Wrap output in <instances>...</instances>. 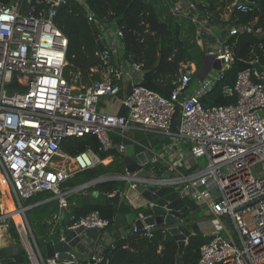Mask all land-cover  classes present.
Masks as SVG:
<instances>
[{"label":"built area","instance_id":"2783aa9c","mask_svg":"<svg viewBox=\"0 0 264 264\" xmlns=\"http://www.w3.org/2000/svg\"><path fill=\"white\" fill-rule=\"evenodd\" d=\"M21 1H0V176L14 211L21 217L15 226L25 234L31 263L83 264L76 248L67 251L69 258H60L58 252L46 256L26 230L29 206L24 201L47 192L65 210L67 197L83 189L64 183L76 172L101 162L89 149L69 155L62 148L65 140L93 135L98 151L124 153L125 143H115L112 135L122 140L127 131L139 129L176 135L188 143L195 159H206L204 166L163 177L164 158L154 152L151 159L139 162L135 172L100 177L125 182L126 192L136 191L141 184L168 185L203 207L218 225L210 235L204 234L209 238L199 248L198 264H264V65L254 58L251 68L239 71L234 84L224 87L225 95H234L235 102L211 108L200 102L234 59L230 36L252 31L251 23H226L237 12L252 11L254 2L226 1L222 7L227 18L219 14L218 20L191 0L175 1L169 7L172 16L193 25L194 38L210 69L201 80L196 78L199 71L194 65L180 70L177 86L165 98L140 84L138 62L130 55L122 58L116 51L123 47L122 29L107 18L96 19L84 0L75 1L83 5L87 21L96 27L93 55L99 65L91 72L104 76L83 81L76 72L68 80L64 75L67 37L53 21L57 7L66 0H27V14L20 12ZM253 32L261 33L259 29ZM216 64L219 70L213 69ZM123 79L128 80L130 89L121 97ZM195 79L198 84L188 93ZM105 98L119 99L124 112L102 110L100 102ZM144 170L148 176L141 173ZM215 196L220 200L214 201ZM10 217L9 212L0 213V221ZM58 219L59 214H54L55 226ZM69 220L64 226L69 231L80 227L105 230L111 225L97 210L77 218L71 215ZM156 229L167 231L163 226L143 224L132 233L151 237ZM49 233L55 231L51 228ZM106 249L91 253L89 262H102Z\"/></svg>","mask_w":264,"mask_h":264},{"label":"trees","instance_id":"16d2710c","mask_svg":"<svg viewBox=\"0 0 264 264\" xmlns=\"http://www.w3.org/2000/svg\"><path fill=\"white\" fill-rule=\"evenodd\" d=\"M8 3L9 0H0ZM95 18L102 20L107 18L109 22L122 29L121 57L130 55L132 59L141 65L142 78L140 84L153 90L165 98H169L178 84L180 70H186L189 65L195 63L199 68L205 60L203 49L194 38V27L189 22L176 21L167 10L165 0H84ZM197 1V0H191ZM200 10L213 14L215 20L219 19L218 8L229 0H198ZM254 2L252 11L237 12L226 24L251 23L252 31H242L231 35L228 39L233 42L234 59L223 70L222 77L200 97L204 108L225 105L235 102V96H227L224 87L234 84L239 71L251 68L252 61L257 57L259 64L264 65V0H249ZM161 10L165 11L162 17ZM57 26L67 37L65 77L70 80L71 74L79 72L81 80L100 78L97 72H91L92 68L99 65L93 51L96 47V27L89 23L83 5L75 0H66L57 7L53 18ZM226 22V21H224ZM259 29L261 35L254 34ZM263 31V32H262ZM91 73V76L88 75ZM179 112L177 110L176 116ZM173 126V130H174ZM113 141L118 143L120 138L112 135ZM63 150L69 155H74L82 150L89 149L100 160L111 155L112 161L107 165L98 162L93 167L78 171L73 174L64 186L74 187L99 176L120 172L122 164L118 161L121 157L115 149L108 152L98 151V141L93 135L83 137H69L62 145ZM127 185L117 180H107L96 183L89 188L80 190L67 197L68 207L65 209L64 221L70 222L69 217L83 216L97 210L99 214L113 222L115 209L108 200H103L92 195L88 190L111 194L116 190H124ZM1 189L6 193L4 183ZM7 194V193H6ZM50 193H38L25 203H34L38 200L50 197ZM8 196V195H7ZM4 197L0 205H4ZM37 207V208H36ZM32 211L36 213L35 224L41 228L43 216L51 218L58 211V201L51 199L42 206H36ZM48 224V223H47ZM49 226V225H48ZM50 227L44 232L42 240L38 243L44 253L46 240L54 237L49 232ZM58 230L56 229L55 233ZM11 237L18 243V232L11 222L9 226ZM36 240H37V236ZM209 236L191 235L182 252L183 264H198L199 248ZM177 255V243L168 231L156 229L151 237L140 236L131 233L117 240L104 252V259L99 264H175Z\"/></svg>","mask_w":264,"mask_h":264},{"label":"crops","instance_id":"0c3cea01","mask_svg":"<svg viewBox=\"0 0 264 264\" xmlns=\"http://www.w3.org/2000/svg\"><path fill=\"white\" fill-rule=\"evenodd\" d=\"M175 1H186V0H165L164 3L167 4V7H168L167 10L168 11H169V7H171ZM194 2L199 3L201 1L197 0ZM220 8L221 7L218 8V11L220 10ZM161 12H162V17H163V14L165 13V11L161 10ZM219 14H220V12H219ZM173 18L178 22H181V21H185L188 23L190 22L189 20H186L185 18H178V17H174V16H173ZM216 34H218V32ZM259 34L261 35L262 33H259ZM121 49L122 48L116 50L120 56H121V54H120ZM205 61L206 60H204V62ZM258 63H259V61H258ZM99 76L103 77L104 74L100 73ZM122 83H123L122 84L123 88H122V91L120 92L121 97L124 94H126L127 91L130 89V84H129L127 79H123ZM197 84H198V82H197ZM109 99L111 100L112 98H109ZM109 99L105 98V99H102V101L100 102V108L102 110L111 111V112L118 111V113L124 112V108L120 105L119 99H116V100H118V105H115V103H117V102H112L111 108H109L108 107ZM173 131L175 132L176 129H174ZM148 134L159 135L162 137L159 139H152V138L146 137V138H149L146 140L144 138V135L147 136ZM118 137L120 138V136H118ZM120 141L125 143V145H126L125 152L120 153L121 157L118 159V161L121 162L123 167H122V170L120 172H115V173H111V174L123 173L126 170L125 166L123 164V157L125 155L136 154L138 152L144 151L145 149H151L155 153L160 154L164 158L163 171H162V173H160V175L163 177L174 176L177 173H190V172H192L198 168L197 159H195L190 154L189 148H188V143L185 141H181L180 139H178V137L176 135L165 136V135L159 134L157 132H148V131H143V130H139V129H134V130L127 131L125 133L124 138L122 140L120 138ZM120 141L118 143H120ZM188 154L192 158L191 160H193L195 162L194 164L190 163L189 158H187L189 156ZM112 159H113L112 156L109 155V156L101 159V163L108 164L109 162L112 161ZM99 160H100V158H99ZM111 174H106V175H111ZM171 174H173V175H171ZM1 183H4V182L2 180V177L0 176V190L4 193V195L6 197V199H5V197H4V199L9 202L8 192L6 191V193H7L6 194L5 191L3 189H1ZM123 183L125 184V182H123ZM121 191H123V190H121ZM45 193H47V192H45ZM49 200H51V198L46 197L44 199L38 200L32 204H27V205H29V208L36 207V206H42L45 202H47ZM26 201H24V204H26L25 203ZM145 204H146V201H145L144 197H142V194L139 192L127 189L126 194H124V192L121 193V198L117 204V208L115 209L116 213H115V216L113 217V222L110 225V227H108L105 230L88 229L86 232H84L81 235V240H80L79 244L76 245V247H75L76 249L74 250L76 253H78V256H79L81 262L83 264H87V263L94 264L92 262H89V256L91 253H94L96 251H100L101 249L108 248L111 245H113V243L116 242L117 240H120V239L126 237L127 235L131 234L132 229L135 228V221L138 218H140L139 215H140V213H142V210H143L142 207ZM3 208H4V205H3ZM4 212H5V209H4ZM54 214H56V215L59 214V219L57 221L56 226H55V220H53ZM62 214H63V219H61ZM64 214H65V210L59 208V205H58V211L54 212L53 215L51 216V218L48 219L47 223H49V227H50L49 231L51 230V228L54 231H56V229L59 230L61 220L63 221L64 226L66 224H68V222L65 223V221H64ZM16 215H18L20 217V215L18 213H15L13 215L12 218L14 220L13 221L14 226L16 223V221H15ZM198 217H199L198 218V227L200 228V224L202 223L203 219L199 215H198ZM20 219H21V217H20ZM37 229H38L37 233H39L40 230L38 227H37ZM26 230H27V228H26ZM28 230L30 231V226H29ZM2 234H5V235L1 238V241L8 243V244L5 245L4 247H0V248H6V247L17 244V243H15L14 240H12L13 238L11 237L10 233L5 229V227L1 225L0 226V236ZM20 235H21V233H20ZM21 237H22V235H21ZM23 237H24V239L22 241L24 243L26 241V237L24 234H23ZM33 237L36 238L35 236H33ZM36 242H37V240H36ZM25 244H26V246H28L27 242H25ZM37 245H38V243H37ZM21 246L26 248L25 245H21ZM38 248L40 249L39 246H38ZM34 250H35V248H34Z\"/></svg>","mask_w":264,"mask_h":264},{"label":"water","instance_id":"95a60500","mask_svg":"<svg viewBox=\"0 0 264 264\" xmlns=\"http://www.w3.org/2000/svg\"><path fill=\"white\" fill-rule=\"evenodd\" d=\"M48 5H45L47 12ZM29 11V3L27 0L21 1L20 12L27 14ZM210 67L207 61L204 62L202 69L197 73L196 78L201 80L208 73ZM213 69L219 70L220 65L216 64ZM154 151L145 149L136 154H127L123 157V164L127 172H135L139 168V162H145L146 159L153 157ZM142 174L148 176L149 172L144 170ZM103 177H98L85 183L79 184L77 188L85 189L90 186L103 182ZM92 195L108 200L113 204V209L117 208V204L121 198V192L116 190L113 194L100 193L88 190ZM136 191L142 194L146 204L142 207V218L135 221V227L141 228L143 224L163 226L170 233L172 238L177 243V255L175 264H183L182 252L185 248L188 238L191 235H203V232L198 227V204L188 197H182L173 187L164 186H148L144 184L138 185ZM123 192L127 193L126 190ZM220 197L215 196L214 201H219ZM152 204V205H150ZM167 209V210H166ZM7 212L3 214L6 215ZM63 219V214L61 216ZM87 229L77 228L74 231H69L64 228L63 221H60V229L55 233L54 237L47 240L44 244L45 255L51 257L55 252H58L60 258H69L67 251L75 248L81 240V235ZM23 237V232L21 230ZM23 233V234H22ZM25 235V234H24ZM27 248L21 245H12L6 248H0V264H29L31 262Z\"/></svg>","mask_w":264,"mask_h":264},{"label":"rangeland","instance_id":"374dc122","mask_svg":"<svg viewBox=\"0 0 264 264\" xmlns=\"http://www.w3.org/2000/svg\"><path fill=\"white\" fill-rule=\"evenodd\" d=\"M220 14H222L223 18L226 19L227 18V11L224 7H221L220 10H219ZM194 66L195 63H193ZM204 65V62L203 64L201 65V67L199 68V71L202 69ZM197 85V79H195L190 85L189 87L187 88V92L190 93L192 90H194V88L196 87ZM112 102H117L115 103V105H118V100H116L115 98H112L111 100L109 99L108 101V107L111 108V104ZM106 105V104H105ZM118 113V111H116ZM146 137H149V138H152V139H159L161 138L162 136H159V135H150L148 134L147 136L144 135V138L147 140L149 138H146ZM187 152V151H186ZM189 155V154H188ZM189 158L190 160V163L194 164L195 162L193 160H191L192 158L190 157V155L187 157ZM206 162V159L204 157H199L197 159V166L198 167H203L204 164ZM103 164V163H102ZM104 165H107L104 163ZM173 175V174H171ZM122 182V181H121ZM0 194H1V198L3 199V197H5L4 193L0 190ZM10 197V196H9ZM8 197V199H9ZM6 199V197H5ZM28 204H32V203H28ZM25 206H29L27 204H25ZM35 209V207H31L29 209H27L25 211V217H26V220L28 222V225L30 226V231H31V234L33 236H37V242H40L44 236V232L47 231V229L49 228V223L47 224L48 222V219L46 216H43V219H42V225H41V228H40V231H43L42 233H37L38 229H37V225L35 224V221L37 219L36 217V213H34L32 210ZM0 213H4V208L0 205ZM197 215H199L203 220H202V223L200 224V230L203 232V235L204 234H207V235H210V233L212 232V229L214 227H216L218 225L217 221L214 220L213 218H211V216H209L206 212H205V209L201 206H199V208L197 209ZM13 218L10 217V218H7L5 220H3L2 222L0 221V226H4L5 229L9 232V226H10V223L12 222L13 223ZM14 224V223H13ZM198 224V223H197ZM17 229V228H16ZM30 231L28 230L27 228V233L28 235H30ZM18 232V238L20 241H18V243L16 245H24L25 243H23V238L24 237H21L19 231L17 230ZM9 236V235H8ZM12 239V238H11ZM36 239V238H35ZM14 240V239H12ZM15 243H16V240H14ZM30 241L32 242V239H30ZM26 245V244H25ZM28 263L31 264V262L27 259Z\"/></svg>","mask_w":264,"mask_h":264},{"label":"bare ground","instance_id":"6f19581e","mask_svg":"<svg viewBox=\"0 0 264 264\" xmlns=\"http://www.w3.org/2000/svg\"><path fill=\"white\" fill-rule=\"evenodd\" d=\"M7 189V188H6ZM8 192V190H7ZM9 195V194H8ZM4 209H5V212H9L11 213V217H13V215L15 213H17L16 211H14V208H13V204H12V201L11 199L9 198V202L7 200L4 201ZM10 209V210H9ZM15 221L16 223L20 224L21 222V219L18 215L15 216ZM5 234H2L0 236V247H4L5 245H7L8 243H5L3 241H1V238L4 236ZM24 239V238H23ZM28 247V246H27Z\"/></svg>","mask_w":264,"mask_h":264}]
</instances>
